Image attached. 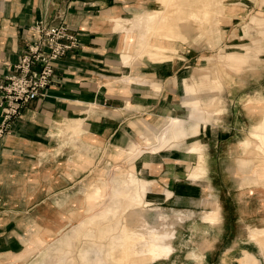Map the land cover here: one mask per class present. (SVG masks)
Segmentation results:
<instances>
[{"label": "crops", "instance_id": "obj_1", "mask_svg": "<svg viewBox=\"0 0 264 264\" xmlns=\"http://www.w3.org/2000/svg\"><path fill=\"white\" fill-rule=\"evenodd\" d=\"M147 1L0 0V80L24 53L35 22H64L78 40V47L58 60L44 96L27 103L0 139V264H20L39 252L36 238L43 245L77 218L70 217L72 209L99 199L103 182L92 185L85 199L97 159L133 150L141 134L150 145L161 134L154 152L143 151L134 161L148 180L146 189L149 183L146 207L168 203L205 214L207 238L221 239L224 255L235 249L236 264L244 256V264H264V156H258L264 154V99L248 98L259 105L238 103L237 112L230 101L235 118L228 123L223 114L212 126L215 109L223 111L227 103L219 107L214 95L197 96L200 73L197 79L183 75L184 66L189 69L184 61H193V54L185 60L124 63L126 36L115 19L128 18L129 9L145 11ZM198 71L205 73L200 83L207 87L209 71ZM4 114L0 106V125ZM198 165L201 175L188 178ZM119 189L111 188L115 201ZM105 218L94 213L82 220V229L89 228L87 221ZM109 225L93 229L102 236ZM113 243L109 253L116 251ZM49 249L54 252L53 245Z\"/></svg>", "mask_w": 264, "mask_h": 264}, {"label": "rangeland", "instance_id": "obj_2", "mask_svg": "<svg viewBox=\"0 0 264 264\" xmlns=\"http://www.w3.org/2000/svg\"><path fill=\"white\" fill-rule=\"evenodd\" d=\"M193 1V8H183L184 16H181L172 27L171 34L163 38L155 37L152 46L146 45L149 32H140L136 28L121 30L126 36L122 61L126 63L130 59L137 62L143 60L165 62L174 60L176 57L185 60L186 55L193 54V61H184L185 65H189V69L184 66L183 75H186L188 79L191 77L197 79L200 73V81H202L201 74L205 73L198 71L200 69L204 72L209 71L210 76L207 87H203L205 82L199 81L197 88L200 90L197 96L207 100L214 95L217 100L216 105L219 107L227 103V109L224 108L223 111L215 109L217 114L208 124L212 126L219 124L223 114H228L226 118L229 123L236 116L232 114V110L228 109L230 101L232 109L234 104L237 107V112L238 103L245 102L247 106L259 105L249 104L248 98L264 99V0ZM147 2L145 10L161 11L162 5L158 0ZM195 5H199L201 10H197ZM181 24L189 25L190 32L184 30ZM143 45L147 54H141ZM158 55L161 57L158 58ZM215 77L219 81L218 84L213 85L211 81ZM149 131L147 129L145 133ZM160 135L156 137L158 141ZM141 136L142 134L135 142L139 144H136L133 150L123 148L120 154L117 151L105 152L97 159L98 167L86 180L85 199L92 185L103 182L101 197L96 200L92 198L94 201L88 200L84 206L81 204L79 206L81 210L78 206L72 209L70 217L77 218L63 224L64 226L62 225L58 232L46 238L43 245L36 238L39 252L29 254L20 264H107L108 247L113 239L123 234L130 237L133 234L136 235L135 232L146 235L153 232L157 238L155 243H159L160 247L165 245V248L170 250L173 247L172 253L170 250L166 252L160 249L161 254L153 259V262H147L149 264H236V261H233L237 254L235 249L224 255L223 241L219 239L214 242L212 238L210 240L207 238L206 221L203 220L205 214H191L186 206L175 208L168 203L151 202L146 207L149 183L144 193L140 189V183L146 187L145 181L148 182V180L137 172L134 161L143 154V151L154 152L152 147L158 141L151 145L150 142L143 143ZM169 141L160 142L164 145ZM244 147L247 146L244 145ZM258 156H264V154ZM196 168L199 171L189 173L188 178H197L201 175L199 165ZM129 173L134 174L135 177L128 178ZM113 185L122 188L119 189L116 201L111 197ZM167 193L169 192H166V196H170V193L169 195ZM102 212L105 219L96 223L87 221L89 228L82 229L83 219L94 213L102 214ZM108 223L111 225L110 232L100 236L98 230ZM96 224L100 226L98 230L93 229ZM125 224H127V230L120 229ZM65 234L67 236L62 238ZM52 245L54 252L52 249L47 251ZM135 248L141 253L150 252L144 242L137 243Z\"/></svg>", "mask_w": 264, "mask_h": 264}, {"label": "built area", "instance_id": "obj_3", "mask_svg": "<svg viewBox=\"0 0 264 264\" xmlns=\"http://www.w3.org/2000/svg\"><path fill=\"white\" fill-rule=\"evenodd\" d=\"M30 31L24 53L12 72L0 80V106L5 110L0 139L8 132V123L20 115L27 103L44 96L54 81L58 60L78 47L76 34L64 22L52 25L39 20Z\"/></svg>", "mask_w": 264, "mask_h": 264}, {"label": "bare ground", "instance_id": "obj_4", "mask_svg": "<svg viewBox=\"0 0 264 264\" xmlns=\"http://www.w3.org/2000/svg\"><path fill=\"white\" fill-rule=\"evenodd\" d=\"M162 5L161 11L150 12L149 10H145V12L139 13L136 10L129 9V17L122 19H115V23L117 24V28L119 30L124 29H134L136 28L140 32L147 31L149 32L148 38L146 40V45L152 46L153 39L155 37L163 38L171 34V29L178 21L181 16H184L183 8H193L194 1L193 0H158ZM197 10H201L199 5H195ZM181 27L189 33L191 27L187 24H181ZM145 45V46H146ZM141 54H147V51L143 50ZM153 55V54H152ZM161 55H158L160 58ZM199 170L196 168L194 172H198ZM140 189L145 193L146 187L140 183ZM122 230H127V224L121 227ZM111 230V225H109L107 231L108 233ZM104 234V232H103ZM136 235L126 236L121 235L117 239H113L114 247L116 251L113 253H109L108 255V263L111 264H144L146 262H150L155 259L157 256L161 254L160 249L169 252L170 249H166L165 245L159 246V243H155L157 238L153 232L149 233V235L135 232ZM163 240V239H162ZM161 240V242H162ZM144 242L148 247L150 252L144 256L139 255L136 251L135 245L137 243L141 244ZM131 245H133V251L131 250ZM246 256H244L240 260V264H244L246 260ZM107 263V264H108Z\"/></svg>", "mask_w": 264, "mask_h": 264}]
</instances>
